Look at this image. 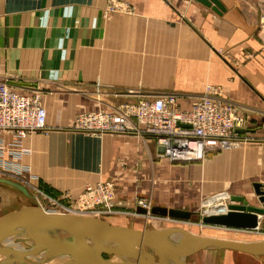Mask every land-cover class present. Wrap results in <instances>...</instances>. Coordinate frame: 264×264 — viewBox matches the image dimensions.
<instances>
[{
    "label": "crops",
    "instance_id": "obj_1",
    "mask_svg": "<svg viewBox=\"0 0 264 264\" xmlns=\"http://www.w3.org/2000/svg\"><path fill=\"white\" fill-rule=\"evenodd\" d=\"M106 1L0 0V79L21 94L39 91L47 113L46 131L19 144L0 132V175L67 202L112 181L111 211L128 216L141 214L136 195L191 212L195 195L224 188L243 198L234 188L264 186V0H217L218 12L196 0H131L133 27L104 21ZM207 86L246 124L239 144L201 163H170L151 137L72 130L77 114L135 97L125 93H172L186 110Z\"/></svg>",
    "mask_w": 264,
    "mask_h": 264
},
{
    "label": "built area",
    "instance_id": "obj_2",
    "mask_svg": "<svg viewBox=\"0 0 264 264\" xmlns=\"http://www.w3.org/2000/svg\"><path fill=\"white\" fill-rule=\"evenodd\" d=\"M41 95L36 90L18 93L8 81L0 79V132L11 135L19 144L28 134L46 131L47 113ZM245 124L244 116L223 101L217 89L207 86L186 110L179 107L172 93H149L134 103L79 113L74 117L72 130L89 135L151 137L162 149L161 156L170 163L192 164L201 163L209 153L239 144L237 131ZM115 196L114 182H99L84 188L72 202L75 207H59L56 211L99 218L110 214ZM135 202L147 211L151 207L147 200Z\"/></svg>",
    "mask_w": 264,
    "mask_h": 264
},
{
    "label": "water",
    "instance_id": "obj_3",
    "mask_svg": "<svg viewBox=\"0 0 264 264\" xmlns=\"http://www.w3.org/2000/svg\"><path fill=\"white\" fill-rule=\"evenodd\" d=\"M205 7L213 6V10L222 11L217 0H196ZM162 150V149H161ZM11 184L0 179V184ZM257 198L258 206L251 205L247 200L238 196H230L224 213L216 212L205 215L200 223L207 227L229 229L235 231H252L257 229L259 217L264 216V186L259 183L251 185ZM143 215L158 216L172 220L188 221L194 215L188 211L151 207L148 211L139 208ZM22 222L23 225L7 226V221ZM76 228L109 240L115 245L105 247H89L73 237L51 234L53 230L69 234ZM178 233L179 238H168L167 235ZM137 246L142 255L133 249ZM191 249L227 250L247 254L256 258L264 257V242H235L195 236L180 229L165 228L160 230L136 231L128 228L110 225L109 223L83 216L53 215L32 208L27 212L19 210L10 212L0 218V251L9 254L2 264H22L30 255L43 252L44 254L65 253L78 264H107L110 260L103 259L109 255L127 256L136 264H148L145 258L152 255L157 264H168L167 258H179L180 253ZM156 258V259H155ZM177 261V260H176Z\"/></svg>",
    "mask_w": 264,
    "mask_h": 264
},
{
    "label": "rangeland",
    "instance_id": "obj_4",
    "mask_svg": "<svg viewBox=\"0 0 264 264\" xmlns=\"http://www.w3.org/2000/svg\"><path fill=\"white\" fill-rule=\"evenodd\" d=\"M132 3L133 1L131 0H107L106 6L101 13V18L104 21H107V20L110 21L113 19V17H117V16L122 17V18H127V23L133 27L134 26V24L132 25L133 22L128 21L129 17L136 15L135 7L133 6ZM129 31H133V28L130 29V27L127 25V33H129ZM133 37H134L133 34L129 36L127 35V37L124 36L123 40L125 38L126 39L130 38V41H131L133 40ZM126 42H129V40H127ZM263 53H264V50H263ZM81 93L84 95L88 94L86 91H82ZM146 94L147 93H144L142 91H139L137 95H133L132 93H127V94L125 93L126 96H135V97H129L133 100H126V102L137 101L139 100V98L146 96ZM111 95L114 97H119L121 93H119V91L114 92V93L111 92ZM126 102H119V105L125 104ZM53 110L54 108L51 107L50 108L51 114L54 113ZM54 115L56 114L54 113ZM9 177L8 176L4 177L0 175V179H5L11 183V184H2V183L0 184V218L10 212L25 210V209H29L32 207L36 208L38 206L48 213L61 214V211H56V209H58L59 207L74 206L72 202H67V200L59 199V197H53V196L47 195L46 193H44V191L40 190L39 188L35 186H31L32 184L31 185L26 184L29 182L25 183L21 179H18L14 176L11 178ZM234 189H237L238 191L242 190V193L244 191V195L242 194L243 198L247 200L251 205H255V206L259 205L257 202V198L254 195V191L252 190V188H250L249 183L248 185H246V187L238 186L237 188H234ZM218 194H224V196L225 195L231 196L232 193L229 191V189L223 188L220 190H215L213 193H208L205 195L200 194V195L193 196L195 197V199H193L192 201H189L192 203L187 208H189V211H191L194 215L188 221L172 220L168 218H162V217L151 216V215H143V214H135L136 216H128V215H124L123 213H116V211H113V210L111 211V209H110L111 211L110 214L101 215L99 218H95V219L105 221L113 226L128 228V229L137 230V231L153 230V227L150 224H146V221L151 222L155 220V222L156 221L159 222L160 224V226H158L159 228H162V229L171 228V227L182 228L198 236H208V237H213V238H218V239H227V240L242 241V242L264 240V216L259 221V225L257 229L252 230V231H235V230H229V229L225 230V229L207 227L201 224L200 220L203 216H205L204 214L205 212L213 213V210H212L213 206L211 205L212 203L211 199L212 197ZM153 196L154 195H152V197ZM150 198L151 197L149 196L136 195V200L137 199L147 200L149 201L152 207V204L155 203V201L151 202ZM157 198L158 197H156V200ZM227 201L225 199L224 203L218 206L225 207V204L227 203ZM135 205H136V202H135ZM177 209L179 210L180 208H177ZM60 210L62 209L60 208ZM181 210H186V209H181ZM220 210H223V209L220 208ZM6 225L7 226H17L18 224L13 223V222L12 223L8 222L6 223ZM60 234L61 236L65 234L66 237H70V238L71 237L76 238L77 236H79L78 235L79 233L74 232V231L71 234L62 231ZM105 246L106 245L102 247H105ZM134 250L137 251L140 255H142V251L139 250L137 246L135 247ZM148 256H149L148 259L154 260L152 255L148 254ZM111 258L112 257L109 255L103 256V259L105 260H111ZM176 260L167 258L165 261L171 262V263L180 262L181 264H264V257L256 258L254 256H250L247 254H242V253H237V252L227 251V250H215V249L186 250L180 253L179 258L176 257Z\"/></svg>",
    "mask_w": 264,
    "mask_h": 264
},
{
    "label": "bare ground",
    "instance_id": "obj_5",
    "mask_svg": "<svg viewBox=\"0 0 264 264\" xmlns=\"http://www.w3.org/2000/svg\"><path fill=\"white\" fill-rule=\"evenodd\" d=\"M225 199H226V201L227 200L229 201V196H227V195H225V196L224 195H215L214 197H212L211 205L213 206L212 207L213 213H216V212L224 213L227 210L226 209L227 203L225 204V207L218 206V205L223 204ZM218 207H220L224 211L220 210V208H218ZM32 208H34V207H32ZM32 208L25 209V210H23V212H27L28 210H31ZM36 208L42 210L43 212H46L45 210H43L39 206L36 207ZM15 212H17V211H15ZM46 213H48V212H46ZM213 213L205 212L204 214L205 215H209V214H213ZM51 214H53V215H66V214H58V213H56V214L51 213ZM147 218H146V220H147ZM8 222L17 223L18 224L17 226L23 225L22 222H16V221L9 220L6 223H8ZM146 224H150L153 227V230L162 229V228L158 227V226H160V224L157 221L155 222V220H153L151 222H147L146 221ZM171 228H173V227H171ZM163 229H165V228H163ZM173 229H180V230L186 231V230H184L182 228H173ZM73 231L79 233L78 234L79 236H77L76 239H78L81 243H83V244H85V245H87L89 247H102L104 245H106V246L107 245H109V246L115 245V244H113V242H111L109 240H103L100 237H96V236H93L91 234H88V233L82 231L81 229L76 228ZM61 232L62 231L53 230L50 233L54 234V235H59ZM186 232H188V231H186ZM188 233H190V232H188ZM60 236H61V234H60ZM63 236H65V234H63ZM180 236L181 235L178 234V233H171V234L167 235L168 238H179ZM195 236H198V235H195ZM198 237L218 239V238H213V237H208V236H198ZM219 240H227V239H219ZM228 241H233V240H228ZM235 242H242V241H235ZM250 242H253V243H255V242H264V240H261V241H250ZM243 243H249V242H243ZM135 247L136 246H133V249H135ZM8 257H9L8 253L0 251V264L4 263L8 259ZM145 260H146V262L148 264H157V262L155 260H151V259H148V258H145ZM106 263L107 264H136L134 259H132L130 257H127V256H122V255H115V256H113V258H111L109 263L108 262H106ZM167 263L168 264H181L180 262L179 263L178 262L177 263L167 262ZM22 264H78V263L75 260H73L68 254H65V253L44 254L43 252H38V253H35V254H32V255L28 256L22 262Z\"/></svg>",
    "mask_w": 264,
    "mask_h": 264
}]
</instances>
